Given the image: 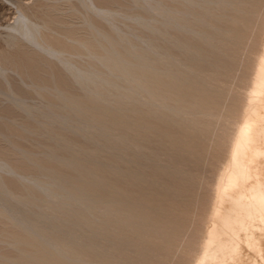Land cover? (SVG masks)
<instances>
[{
	"label": "rangeland",
	"instance_id": "1",
	"mask_svg": "<svg viewBox=\"0 0 264 264\" xmlns=\"http://www.w3.org/2000/svg\"><path fill=\"white\" fill-rule=\"evenodd\" d=\"M263 5L264 0H248L243 6L239 0H0V264H47L48 259L55 264H95L98 256L107 258L106 264H152L154 259V264H195L211 220L219 174L228 163L226 145L234 130L230 127L235 128L237 119L227 118L224 111L219 112L221 118L209 117L210 124H204L201 115L177 110L170 98L169 105L161 107L146 99L144 88L136 89L135 78L150 60L154 73L160 75L162 68L163 86L169 83L188 91L190 80H199L224 98L223 105L234 101L240 109L264 44ZM244 10L251 11L257 26L245 25ZM21 17L35 25V39L17 31ZM216 19L217 24L208 25ZM235 28L246 35L239 39L223 34ZM208 53L218 61L207 60ZM77 70L83 71L79 83L72 73ZM138 117L150 131L131 128L130 121ZM166 125L173 135L199 136L203 160L190 158L188 146L176 147L165 138ZM78 185L87 189L80 191ZM147 193H152L151 206L159 214L161 204L168 210L177 205L188 210L180 219L187 226L181 238L178 233L173 241L155 238L157 234L156 241L151 238L155 229L150 228H156L158 220L146 222L142 217ZM121 211L131 212L134 226L123 224ZM138 224L146 229L140 231ZM170 228L167 237L177 230ZM139 251L149 253L147 262ZM248 253V264H264Z\"/></svg>",
	"mask_w": 264,
	"mask_h": 264
},
{
	"label": "bare ground",
	"instance_id": "2",
	"mask_svg": "<svg viewBox=\"0 0 264 264\" xmlns=\"http://www.w3.org/2000/svg\"><path fill=\"white\" fill-rule=\"evenodd\" d=\"M227 1V0H224ZM240 4H243L245 2H247L248 0H239ZM187 2V1H186ZM192 1L189 2V7L192 6L191 3ZM194 2V1H193ZM255 2H257V4L261 3V0H255ZM264 6V5H263ZM10 9V7H9ZM186 9V8H185ZM188 11H191V7L187 8ZM179 10V9H178ZM242 10V9H241ZM10 11V10H9ZM179 11H183V10H179ZM250 10H244V21H245V25H249L250 23L252 24H256L257 23H253L252 18H251V11ZM3 13V12H2ZM181 13V12H180ZM263 13V12H262ZM261 13V14H262ZM2 15V14H1ZM33 15V14H32ZM180 15V14H179ZM256 15V14H255ZM259 15V14H258ZM34 16V15H33ZM39 16V15H38ZM236 16V13H235ZM257 17V16H256ZM262 17V16H261ZM3 18V17H2ZM7 18V17H6ZM203 19V18H201ZM4 21V20H3ZM219 21V19L217 20H212V21H208V25H213V24H217V22ZM260 21H258L259 23ZM18 27H17V31H19L20 33H22V35L24 37H26V39H35L34 36L37 34V29L35 27V25L27 20H25V18L23 19V17H21V19L18 21ZM96 23V22H95ZM211 23V24H210ZM262 24V23H261ZM254 26V25H251ZM255 26V27H256ZM197 27V26H195ZM250 27V26H249ZM259 28V26H258ZM200 31V27L198 28ZM253 29V28H252ZM253 31V30H252ZM202 32L204 34L205 31L202 30ZM244 31H239L238 28L235 29H228L224 31V35L229 34V36H235V35H239L238 38L240 39V36L244 37L243 33ZM254 32V31H253ZM259 33V32H258ZM212 34V33H211ZM209 34V35H211ZM218 34V33H217ZM253 34V33H252ZM251 34V35H252ZM256 34V33H255ZM215 35V34H214ZM207 37V36H206ZM211 37V36H209ZM214 36H212L213 39ZM219 37V36H218ZM220 38V37H219ZM263 38V36H262ZM210 38H208L209 40ZM217 39V37H216ZM252 39V38H251ZM207 40V39H206ZM215 40V39H214ZM255 40V39H254ZM261 40V39H260ZM264 40V39H263ZM211 41V40H210ZM209 41V42H210ZM219 41V40H218ZM217 41V42H218ZM211 43H213L211 41ZM215 43V42H214ZM210 44V43H209ZM260 44L262 45V43L260 42ZM215 45V44H214ZM256 45V44H255ZM94 46V45H93ZM92 46L91 52L93 51V53L95 54V50L97 46ZM211 46V45H210ZM217 46V44H216ZM81 47V46H80ZM213 48V47H212ZM260 49V48H259ZM261 53H259V58L257 60V64L254 65L255 66V70L252 72L253 76H251V84L249 82V86L250 88H248L247 94L246 92L245 95L247 96V98H245V102L244 106L239 109V106L236 104L237 102H234L231 105H223V99L221 98V96L218 95H213V93L215 92L214 90L210 89V88H206L203 85V82L201 83L199 80H190L189 83H191V87L189 86L188 91L186 88H183L181 86H172L173 88H175L174 90H176L175 94L172 93V95H169L171 97L168 96V86H163V80L161 81L159 79V77L162 74V68L160 70V75L158 73H154V69H152L151 67V63L149 62L150 60H148L147 62L144 61L145 65H141L140 66V71L137 73L136 75V89H145L146 91V99L149 102H153L154 100L161 106V107H165L167 105H169L168 103L170 102L168 100V98L171 99V101L173 100L175 105H177V110H186V112L191 113L195 116L197 115H201L202 116V120L204 121V124H210V120L209 117H214L216 118V116L220 117L222 112H226L228 113V115L226 116L227 118H236L237 120H235V122L237 123H233L235 126V128H232V126L230 127V129H234L233 130V134L231 135L230 133V137L227 141H229L228 145V149H227V155H228V163L225 164L227 165L226 168L222 171V173H220L218 181H217V188L215 190L216 192V198L213 199L215 200L212 207H210L209 209H211L210 211V216H211V220L208 219L209 222V226L208 227V231L206 235V239L204 238V242H202L201 244V251H200V256H199V260H197V262L195 264H202L205 263V261L207 260L210 263H214V262H218L220 264H245V260L247 261L246 263L248 264V258H250L251 256L249 255V250L252 251L253 257L256 259H260V261H264V44L263 47H261ZM13 50V49H12ZM123 50V49H122ZM124 51V50H123ZM211 51V49H210ZM214 51V50H213ZM5 52V51H4ZM10 52V51H9ZM21 53V52H20ZM29 53V52H28ZM254 54V53H253ZM257 54V53H256ZM7 55V54H6ZM11 55V53H10ZM12 56V55H11ZM16 56V55H14ZM23 56V53H22ZM21 56V57H22ZM121 55L117 54L116 57H120ZM208 58L207 60L210 61H218V57L214 54H209L208 53ZM4 57V56H3ZM9 57V56H8ZM31 57V56H29ZM35 57V56H34ZM42 57V56H41ZM5 58V57H4ZM16 58V57H15ZM24 58V57H22ZM26 58V57H25ZM36 58V57H35ZM34 58V59H35ZM20 59V58H19ZM18 59V60H19ZM28 59V58H27ZM30 60V59H28ZM38 60V59H37ZM59 60V59H58ZM63 60V59H62ZM74 60V59H73ZM5 61V60H4ZM11 61V60H9ZM17 61V60H16ZM21 61V59H20ZM35 61V60H33ZM66 61V60H63ZM62 61V62H63ZM71 61V60H70ZM36 62V61H35ZM26 63V62H24ZM28 63V62H27ZM68 63V60L67 62ZM63 64V63H62ZM14 65V64H13ZM19 65V64H18ZM31 65V64H30ZM67 65V64H66ZM63 66H65V64H63ZM70 66V65H69ZM32 67V66H31ZM73 67L74 66H70ZM161 67V66H160ZM159 67V68H160ZM34 68V67H33ZM36 68V67H35ZM57 68V67H56ZM73 68H71L72 70H74ZM76 68V67H75ZM65 69V68H64ZM254 69V68H253ZM80 70V69H78ZM74 71L72 72L76 78H73L74 80L76 79L77 82H81V80L78 81V78L80 79L81 77H83V71L82 72H78ZM44 71V69H43ZM54 71V70H53ZM59 71H61V68L59 69ZM69 71H71L69 69ZM81 71V70H80ZM153 71V72H152ZM157 71V70H156ZM46 72V71H44ZM56 72V71H55ZM33 73V72H32ZM31 73V74H32ZM38 73V71H37ZM48 73V72H47ZM51 73V72H50ZM61 73V72H60ZM59 73V74H60ZM154 73V75L152 74ZM237 73V72H236ZM53 74V73H52ZM63 74V73H62ZM85 74V73H84ZM238 74V73H237ZM251 74V73H250ZM23 75V74H22ZM61 75V74H60ZM64 75V74H63ZM72 75V74H71ZM156 75V76H155ZM159 75V76H158ZM12 76V75H11ZM32 76V75H31ZM37 76V74H36ZM47 76V75H46ZM50 76V75H49ZM59 76V75H58ZM67 76V75H66ZM72 76V77H73ZM26 77V76H25ZM234 77V75H233ZM243 77V75L241 76V78ZM249 77V76H248ZM38 78V77H37ZM47 78V77H46ZM54 78V77H53ZM191 78V77H190ZM238 78V76L236 77ZM247 78V77H246ZM65 79V78H64ZM232 79V78H231ZM5 80V79H3ZM37 80V79H36ZM39 80V79H38ZM47 80V79H46ZM57 80V79H56ZM245 80V79H244ZM66 81V80H65ZM234 81V80H233ZM236 81V80H235ZM241 81V80H240ZM51 81H49L50 83ZM59 82V81H58ZM68 82V81H66ZM162 82V83H161ZM243 82V81H242ZM246 82V81H245ZM15 83V82H14ZM52 83V82H51ZM64 83V82H63ZM166 83V82H165ZM244 83V82H243ZM48 84V83H47ZM60 86L62 83H60ZM65 84V83H64ZM70 84V83H68ZM245 84V83H244ZM51 85V84H50ZM56 85V84H55ZM58 85V84H57ZM79 85V84H78ZM167 85V84H166ZM181 85V84H180ZM52 86V85H51ZM59 86V85H58ZM59 86V88H60ZM80 86V85H79ZM3 87V86H2ZM62 88V87H61ZM232 89V88H231ZM18 90V89H17ZM72 90V89H71ZM63 91V90H62ZM61 91V92H62ZM70 91V90H69ZM170 91V90H169ZM214 91V92H213ZM244 91V90H243ZM59 92V91H58ZM186 92V93H185ZM213 92V93H212ZM57 93V92H56ZM171 93V92H170ZM216 93V92H215ZM58 94V93H57ZM63 94V93H62ZM65 94V93H64ZM212 94V95H211ZM188 95V97H187ZM63 96V95H62ZM231 96V95H230ZM61 97V96H60ZM229 97V96H228ZM63 98V97H61ZM181 99L186 100L184 103L182 101H180ZM243 100V99H242ZM241 100V101H242ZM183 104H182V103ZM242 103V104H243ZM176 107V106H173ZM244 108V110H242ZM242 110V111H241ZM165 110H161V113L159 115H162V113H164ZM219 112L221 114H219ZM223 116V115H222ZM164 117V116H163ZM137 118V117H136ZM205 118V119H204ZM214 120H217L215 119ZM221 118V117H220ZM139 120H135V121H130V126L133 130H139L142 131L144 130L147 131V129L149 130V126L146 124H142V122H140V117H138ZM206 120V121H205ZM219 120V119H218ZM217 120V121H218ZM224 120V119H223ZM234 120V119H233ZM208 121V122H207ZM216 121V122H217ZM144 123V122H143ZM232 124L231 122H228ZM227 123V124H228ZM213 124V123H212ZM226 124V125H227ZM225 125V124H224ZM229 126V125H228ZM227 126V127H228ZM137 127H141V128H137ZM226 127V126H225ZM234 127V126H233ZM137 128V129H136ZM169 125H166L165 127V131H164V136H166L165 138L169 137L171 138L173 141L176 142V147H178L180 144L182 145H186L188 146L189 151H187V153L190 155V158H193V156L199 160V158L202 159L203 157V153H204V149L203 145L199 140L201 139L199 136L197 137H193V136H177L176 134L173 135L172 133H169L168 129H169ZM229 129V128H228ZM230 129L228 131H230ZM5 130V129H4ZM150 131V130H149ZM225 131V132H228ZM159 132V131H158ZM163 132V130L161 131ZM231 132V131H230ZM160 133V132H159ZM229 133V132H228ZM227 134V133H226ZM159 136V135H158ZM163 136V137H164ZM227 136V135H226ZM225 136V137H226ZM160 137V136H159ZM221 137V136H220ZM224 137V138H225ZM161 138V137H160ZM163 139V138H162ZM222 140V138L220 139ZM226 141V138L224 139ZM172 141V142H173ZM223 141V140H222ZM222 143V142H221ZM226 143V142H225ZM227 144V143H226ZM208 145V144H207ZM219 145V142L218 144ZM223 145V144H222ZM224 146V147H226ZM209 147V146H208ZM211 147V146H210ZM220 148V147H219ZM218 148V149H219ZM218 149L215 148V151H217ZM182 150V149H179ZM204 150V151H203ZM221 150V149H220ZM224 150V149H223ZM219 151V150H218ZM217 151V152H218ZM222 151V150H221ZM216 152V153H217ZM208 153V152H207ZM221 153V152H220ZM187 154V158H189V155ZM212 154V153H211ZM217 154H215L216 156ZM226 155V156H227ZM206 159V158H205ZM226 160V159H225ZM225 162V161H224ZM223 162V163H224ZM224 165V164H223ZM217 166V165H216ZM219 168V166H218ZM222 170V169H220ZM162 175H165V173H162ZM218 176V175H217ZM171 178H173L171 176ZM216 178V177H215ZM167 184H170L169 186H173L175 185L174 182H167ZM214 184V183H213ZM78 186H82V185H78ZM121 187V186H120ZM174 187V186H173ZM214 187V186H213ZM126 187H124L123 189H125ZM146 189V187H144ZM175 188V187H174ZM215 188V187H214ZM87 188H85L84 186H82L80 188V191H83ZM90 189H94V187H90ZM121 190V189H120ZM119 190V191H120ZM126 190V189H125ZM124 190V191H125ZM131 190V189H130ZM172 190V189H170ZM122 191V190H121ZM123 191V192H124ZM129 191V190H128ZM127 191V192H128ZM133 191V190H132ZM144 192H146V190H143ZM174 191V190H173ZM118 192V191H117ZM131 192V191H130ZM134 192V191H133ZM142 191H140L141 193ZM170 192V191H169ZM121 192H119L120 194ZM135 193V192H134ZM132 193V195L134 194ZM139 193V192H138ZM143 193V192H142ZM154 193V192H153ZM175 193V191H174ZM213 193V192H212ZM118 194V193H117ZM118 194V195H119ZM124 194V193H123ZM136 194V193H135ZM148 194V195H147ZM146 196L143 194V196H145L144 198L148 200V203L146 204V207L143 206V211H141L142 213V217L144 216L145 221L146 222H150L152 220L156 219L157 221V225L154 226L156 228H150V229H155L154 231L150 232L148 230H146V233H151V235L154 239V236L157 234V236H155V238H159V237H165V240H172V239H176V237L178 235V237L181 238V230L184 226V224L182 223V221L180 220L182 217L184 218L183 215V209L180 208L179 205L172 207L171 209L168 210V208H164L163 206H165L164 204H161L162 206L159 205V203L157 204L158 209L160 214L153 209L152 203H153V197H152V193L149 194L147 193ZM122 195V193H121ZM127 195V194H126ZM176 195V194H175ZM174 195V197H175ZM210 195V194H209ZM125 196V195H124ZM135 196V195H134ZM142 196V195H141ZM213 196V195H212ZM119 197V196H118ZM117 197V199H118ZM137 197V195H136ZM124 198V197H123ZM138 198V197H137ZM142 198V197H140ZM121 199V198H120ZM133 199V198H132ZM139 199V198H138ZM156 199V198H154ZM210 199V198H209ZM113 200V199H111ZM116 200V199H115ZM127 200V199H126ZM212 200V199H211ZM158 201L155 200V202ZM160 201V200H159ZM114 202V201H113ZM161 202V201H160ZM120 203V202H118ZM129 203H131V201H129ZM157 203V202H156ZM154 203V205L156 204ZM210 203V202H209ZM113 204V203H112ZM212 204V203H211ZM114 205L115 202H114ZM120 205H124L123 203ZM130 205V204H129ZM133 205V203L131 204ZM156 205V208H157ZM112 206V205H111ZM142 208V204L138 205L137 207ZM119 206H116V208ZM125 207V205L123 206V208ZM169 207V206H168ZM113 208V207H112ZM122 208V209H123ZM128 208V207H127ZM126 208V209H127ZM139 208V209H140ZM131 209V208H130ZM129 209V210H130ZM133 209V208H132ZM135 209V208H134ZM192 208L189 209V211H191ZM125 210V209H123ZM161 210V211H160ZM198 210V209H197ZM208 210V209H207ZM140 211V210H139ZM122 212V211H121ZM136 212V210H134V213ZM188 212V210H185L184 213ZM198 212V211H197ZM209 212V210H208ZM139 213V212H138ZM116 214L118 215L119 213L116 211ZM123 216V222L124 220L128 223L130 222V224H132V226H134V222L131 223L132 220V215L131 212L129 211H125L121 213ZM190 214V213H189ZM115 215V214H114ZM140 215V214H139ZM121 216V218H122ZM134 216L136 217H140L138 216V214H134ZM192 216V215H191ZM115 217V216H114ZM142 217H140L139 219H141ZM208 217V216H207ZM118 219V217H116ZM144 218H142L144 220ZM210 218V217H209ZM138 219V220H139ZM141 219V221H142ZM119 220V219H118ZM117 220V221H118ZM181 221V223H180ZM187 222V219L184 220ZM121 222V221H120ZM118 222V223H120ZM136 222V221H135ZM127 223H123V224H127ZM143 223V222H142ZM122 224V225H123ZM145 224V223H144ZM150 224V223H149ZM191 224V223H190ZM206 224V223H203ZM121 225V224H120ZM137 224H135L136 227ZM139 225V224H138ZM153 225V223H152ZM189 225V224H188ZM119 226V225H118ZM124 226V225H123ZM128 228H130L129 230H132L131 227H129V225H127ZM131 226V225H130ZM140 226V227H139ZM138 226V228H145L141 227V224ZM145 226V225H144ZM126 227V225H125ZM148 227V226H146ZM151 227V226H150ZM172 228L173 231H175L176 229V233H174L173 231H171L174 233L173 235H171L172 237H167L168 233L166 230H168L169 228ZM174 227V228H173ZM187 227V226H186ZM124 228V227H123ZM127 228V227H126ZM136 228V229H138ZM170 228V229H171ZM176 228V229H175ZM120 229V227H119ZM135 229V231H136ZM146 229V228H145ZM149 229V230H150ZM175 229V230H174ZM125 230V229H124ZM134 230V229H133ZM132 230V232H134ZM185 230V229H184ZM196 230V229H195ZM199 230V229H198ZM207 230V229H206ZM204 231V230H203ZM127 232V231H125ZM170 232V230H169ZM185 232V231H184ZM183 232V233H184ZM188 232V230H187ZM206 232V231H205ZM123 233V231L121 230V234ZM131 233V232H130ZM136 233V232H135ZM155 233V234H154ZM166 233V234H165ZM178 235L176 237H174L175 234ZM180 233V234H179ZM118 234V233H117ZM115 234V235H117ZM120 234V235H121ZM129 234V233H128ZM132 234V233H131ZM139 234V233H138ZM185 234V233H184ZM199 234V233H198ZM202 234V233H201ZM124 235V234H123ZM134 235V234H132ZM137 235V234H136ZM170 235V234H169ZM150 236V235H149ZM147 236V237H149ZM203 236V235H202ZM113 237V236H112ZM124 237V236H123ZM126 237H128L126 235ZM138 237V235H137ZM146 237V236H145ZM177 237V238H178ZM118 238V237H117ZM122 238V237H119ZM124 239V238H123ZM126 239V238H125ZM124 239V240H125ZM141 239V237H140ZM149 238H147L148 241ZM116 240V239H115ZM114 240V241H115ZM122 240V239H121ZM145 240V239H144ZM155 240V239H154ZM159 240V239H158ZM157 240V242H158ZM162 240V239H161ZM190 240V239H189ZM196 240V239H195ZM201 240V239H200ZM119 241V240H118ZM117 241V242H118ZM143 241V240H142ZM150 241V239H149ZM153 241V240H151ZM156 241V240H155ZM154 241V242H155ZM173 241V240H172ZM175 241V240H174ZM177 241H179L177 239ZM181 241V240H180ZM191 241V240H190ZM161 242V241H160ZM170 242V241H169ZM112 243V242H111ZM121 243V242H120ZM124 243H126L124 241ZM122 242V244H124ZM147 243V242H146ZM159 243V242H158ZM166 243V242H165ZM168 243V242H167ZM172 243V242H171ZM170 243V245H171ZM184 243V242H183ZM187 243V242H186ZM192 243V242H191ZM114 244V243H112ZM119 244V242H118ZM151 244V242H150ZM153 244V242H152ZM151 244V245H152ZM155 244H157L155 242ZM163 244V243H162ZM175 244V242H174ZM172 244V245H174ZM177 244V243H176ZM190 244V243H189ZM117 245V243L115 244ZM115 245L114 249H115ZM120 245V244H119ZM161 244H159L158 246H160ZM164 245V244H163ZM169 245V246H170ZM111 246V245H110ZM109 246V248H110ZM112 246V247H113ZM138 246V245H137ZM155 245H153L154 247ZM165 246V245H164ZM180 246V245H179ZM183 246H186L183 245ZM181 246V247H183ZM120 247V246H119ZM117 247V248H119ZM176 248H178L175 245ZM121 248V247H120ZM125 248V247H124ZM132 249H134L135 251V247H131ZM156 248V246H155ZM154 248V250L156 251V249ZM163 248V246L161 245V249ZM165 248V247H164ZM174 248V247H171ZM180 248V247H179ZM188 248V247H186ZM191 248V247H190ZM245 248L248 250L246 251L245 254H242L243 250L245 251ZM146 249V248H145ZM160 249V250H161ZM168 249V248H167ZM183 249V248H181ZM185 249V248H184ZM198 249V248H197ZM142 249H140L141 251ZM152 250V249H151ZM177 250V249H176ZM110 251V250H109ZM114 251H117L116 249ZM121 251V250H119ZM137 251V250H136ZM139 251V252H140ZM158 249H157V256L158 254ZM164 251V249H163ZM173 251V250H172ZM188 251V250H187ZM124 252V251H122ZM143 252V251H141ZM140 252V253H141ZM150 252V250H149ZM154 252V253H156ZM169 252V251H168ZM177 251H175L176 253ZM125 253V252H124ZM130 254L129 249L127 251V254ZM137 253V252H135ZM151 253V257L153 256V252ZM170 253V252H169ZM180 253V252H179ZM199 253V252H198ZM197 253V254H198ZM111 254V253H110ZM118 254V253H117ZM120 254V253H119ZM128 254V255H129ZM138 254V253H137ZM137 254H133L131 257L132 260L134 259ZM144 254V253H143ZM141 253V258H143L144 261H148L150 257L149 253H145L143 255ZM148 254V255H147ZM251 254V255H252ZM104 255V254H103ZM112 255V254H111ZM110 255V256H111ZM126 255V254H125ZM124 255V257H125ZM140 255V254H139ZM138 255V257H139ZM156 255V254H155ZM98 256V255H97ZM109 256V257H110ZM123 256V253L122 255ZM196 256V254H195ZM99 257V256H98ZM97 263L95 264H106V260H108L107 258L103 259V257L101 258V256L98 258ZM108 257V258H109ZM114 257V256H112ZM118 257V256H116ZM160 257L161 253H160ZM122 258V257H121ZM127 258V257H126ZM125 258V259H126ZM140 258V259H141ZM157 258V257H155ZM168 258V257H166ZM165 258V259H166ZM109 259H112L111 257ZM119 259V257H118ZM124 258H122L121 260L123 261ZM130 259V261H131ZM154 259V258H153ZM159 259V258H158ZM162 259V258H160ZM159 259V260H160ZM163 258V261L165 260ZM198 259V258H197ZM252 259V258H251ZM120 260V259H119ZM120 260V261H121ZM151 260V258H150ZM155 260V259H154ZM153 260V261H154ZM257 260V261H258ZM127 260L123 261L126 263ZM138 261V260H137ZM136 261V263H137ZM152 264H154L156 261L153 262ZM251 261V260H249ZM104 262V263H103ZM122 262V263H123ZM150 262V261H149ZM208 262H206L205 264H207ZM109 263V262H108ZM113 264V262H111ZM121 263V262H119ZM124 263V264H125ZM144 263L143 261L140 263L142 264ZM250 263V262H249ZM89 264V263H88ZM94 264V263H93ZM110 264V263H109ZM114 264H117L116 262ZM131 264H134L131 261ZM139 264V263H138ZM150 264V263H148ZM157 264H160L157 262ZM193 264V263H192ZM257 264V263H256ZM261 264V263H260Z\"/></svg>",
	"mask_w": 264,
	"mask_h": 264
},
{
	"label": "water",
	"instance_id": "3",
	"mask_svg": "<svg viewBox=\"0 0 264 264\" xmlns=\"http://www.w3.org/2000/svg\"><path fill=\"white\" fill-rule=\"evenodd\" d=\"M176 79V77L175 76H173L172 75V80H175ZM163 85V84H162ZM164 86H168L169 88V90L167 91L169 94H171L172 95V93H174L175 94V92H176V90H174L175 88H173L172 86H170V84L168 83L167 85H164ZM171 92V93H170ZM99 111V110H98ZM104 111V113L106 112L105 110H103ZM101 115H105V114H101ZM98 117H101V116H98ZM122 219H123V216H122ZM125 221V220H124ZM47 264H55V261H53V260H51V259H48V263Z\"/></svg>",
	"mask_w": 264,
	"mask_h": 264
}]
</instances>
